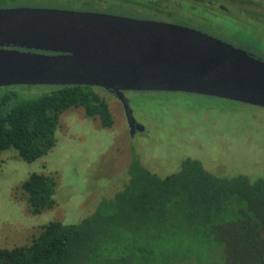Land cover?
I'll return each mask as SVG.
<instances>
[{"label":"rangeland","instance_id":"obj_1","mask_svg":"<svg viewBox=\"0 0 264 264\" xmlns=\"http://www.w3.org/2000/svg\"><path fill=\"white\" fill-rule=\"evenodd\" d=\"M240 1L259 7V12L244 13ZM234 2L226 13H209L206 5L191 7L177 0H6L0 8H55L168 22L195 28L264 60V0ZM31 90L42 94L49 88ZM99 91L110 104L112 128L75 108L61 116L56 144L46 155L27 162L12 148L3 152L0 248L30 243L51 221L79 223L123 188L135 158L160 176L177 172L186 158L201 161L220 176L264 175V107L184 92L128 93L134 117L144 128L132 136L122 104L108 91ZM32 172L51 174L57 181L55 207L38 215L30 212L20 190ZM219 249L214 248V264H221Z\"/></svg>","mask_w":264,"mask_h":264},{"label":"trees","instance_id":"obj_2","mask_svg":"<svg viewBox=\"0 0 264 264\" xmlns=\"http://www.w3.org/2000/svg\"><path fill=\"white\" fill-rule=\"evenodd\" d=\"M33 86L0 87V169L8 149L27 162L51 151L68 110L82 108L104 128L114 126L104 89L40 85L49 90L34 94ZM56 187L45 172L21 183L33 215L55 207ZM215 247L221 264H264V175L220 176L186 158L160 176L135 158L113 197L79 223L51 221L30 243L0 248V264H214Z\"/></svg>","mask_w":264,"mask_h":264},{"label":"water","instance_id":"obj_3","mask_svg":"<svg viewBox=\"0 0 264 264\" xmlns=\"http://www.w3.org/2000/svg\"><path fill=\"white\" fill-rule=\"evenodd\" d=\"M89 85L264 107V60L195 28L91 11L0 8V87Z\"/></svg>","mask_w":264,"mask_h":264},{"label":"flooded vegetation","instance_id":"obj_4","mask_svg":"<svg viewBox=\"0 0 264 264\" xmlns=\"http://www.w3.org/2000/svg\"><path fill=\"white\" fill-rule=\"evenodd\" d=\"M177 1H179L180 3L181 2H187L188 5L191 6V7H194L192 5H198V4L206 5V10L210 11L209 13L214 12L216 10H219V11L222 10L224 13H226V12H229L230 7L235 5L234 4L235 3L234 0H177ZM180 3H179V5H180ZM245 3H247V2L240 1V3H239V4H244L243 7H242L244 13H246V12H248V13H257V12H259V9H260L259 7L255 6V5L245 4ZM180 8H181V6H180ZM242 9H239L238 11L241 12ZM133 92H137V91H127V92H125V97L127 98L129 104L131 103V100H130V98L127 95H128V93H133ZM138 92H140V91H138ZM109 93L111 95H113L114 97H116L115 94H112L111 92H109ZM116 99L122 104V107L124 109V113H125V116H126L127 124L129 126V130H130L131 135L134 136L135 132H137L139 130L144 131L143 126H141L136 121V119L132 123V125L129 124L128 115L126 113V110H125L123 102H121L117 97H116Z\"/></svg>","mask_w":264,"mask_h":264}]
</instances>
